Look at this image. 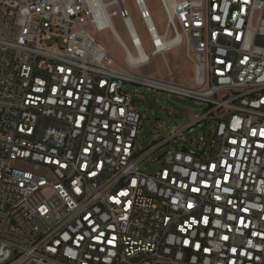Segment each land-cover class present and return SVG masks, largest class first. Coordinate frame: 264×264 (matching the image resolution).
<instances>
[{"label": "built area", "instance_id": "1", "mask_svg": "<svg viewBox=\"0 0 264 264\" xmlns=\"http://www.w3.org/2000/svg\"><path fill=\"white\" fill-rule=\"evenodd\" d=\"M89 1L0 0V264H264V0ZM128 84L206 107L141 148Z\"/></svg>", "mask_w": 264, "mask_h": 264}, {"label": "rangeland", "instance_id": "2", "mask_svg": "<svg viewBox=\"0 0 264 264\" xmlns=\"http://www.w3.org/2000/svg\"><path fill=\"white\" fill-rule=\"evenodd\" d=\"M147 2L154 16L155 23L157 24L158 29L162 32L165 28L166 17L160 6L159 0H147ZM128 6L134 17L137 18V13L132 1L128 2ZM136 21L139 25V20L136 19ZM112 23L120 37L126 42V44H128V37L120 20L114 17L112 18ZM139 28L141 29L140 26ZM140 31L143 35L144 33L142 29ZM94 38L119 62H123L124 52L109 31L106 30L96 33L94 34ZM147 50L150 51L149 48H147ZM165 60L176 76H182L179 80L181 84H190L192 79V66L186 58L184 46H179L169 51L165 55ZM140 73L151 78L162 80L165 75V63L163 58L161 56H155L150 63L140 71ZM125 89L132 92L134 105L144 116L143 124L140 128L141 132L137 139V144L141 148H147L150 146L154 140L157 139L158 134H166L173 127L188 124L191 120L192 111L195 113H201L206 107V105L198 104L193 100L169 95L160 90L148 89L143 85L128 84ZM164 108L167 109L165 113L163 112ZM188 110H191V113L188 114ZM202 126L203 128L195 127L192 132L186 133L185 139L188 141L186 146L189 149L197 150L199 144L205 142H207V144L210 143L211 135L209 132L204 133L206 127L204 124H202ZM168 147L169 145L165 146L149 157L148 162H154L153 165L150 166L143 163L140 166L141 170L147 173H154L158 168V164L155 161ZM205 149L209 151V146Z\"/></svg>", "mask_w": 264, "mask_h": 264}, {"label": "bare ground", "instance_id": "3", "mask_svg": "<svg viewBox=\"0 0 264 264\" xmlns=\"http://www.w3.org/2000/svg\"><path fill=\"white\" fill-rule=\"evenodd\" d=\"M92 1H93V0H90L89 2L92 3ZM94 1H95V0H94ZM142 56H143V54H142Z\"/></svg>", "mask_w": 264, "mask_h": 264}]
</instances>
